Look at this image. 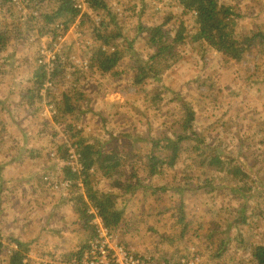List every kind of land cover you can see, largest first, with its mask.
I'll list each match as a JSON object with an SVG mask.
<instances>
[{"label":"rangeland","instance_id":"374dc122","mask_svg":"<svg viewBox=\"0 0 264 264\" xmlns=\"http://www.w3.org/2000/svg\"><path fill=\"white\" fill-rule=\"evenodd\" d=\"M222 1L232 4L241 15V38L251 31L264 32V0ZM79 2L82 12L68 31L55 24L42 34V24L35 21L57 5L55 0H0V30L7 29L11 38L4 58L0 57V264H8L10 251L17 247L10 237L28 244L26 253L33 264H64L63 255L79 249L85 241L86 231L71 199V184L63 179L62 167L67 163L62 160L60 144H73V128L82 129L83 135L91 138H103L108 146L122 147L125 143L136 149L132 155L137 158L144 144H138L141 138L162 136L176 126L181 118L179 96L194 110L196 128L227 142L251 132V128H264V53L247 51L243 59L235 60L206 43L187 40L177 46L169 61L155 64V77L135 87L130 84L134 59L154 54L146 37L138 33L140 26L159 25L171 14L174 19L165 28L174 31L180 20L191 26V16L176 0H106L115 16L116 24L111 27L120 33L118 40L136 39L131 49L134 54L127 53L114 71L102 72L91 65L85 52L99 46L92 23L100 26L104 10H95L85 0ZM17 24L18 30L13 27ZM64 50L67 56L62 59L68 69L58 85L53 87L50 80L49 88L35 89L34 69L42 64L50 77L54 71L52 59ZM72 88H76L72 92L80 98L76 106L83 113L79 117L67 115L62 124H57L51 98ZM123 134L130 140L117 139ZM259 142L255 140L252 145ZM254 147L249 146L245 154H252ZM69 152L74 160L69 163L73 164L75 147ZM254 155L259 169L255 178L263 182V146ZM180 175L179 169H168L159 176L141 177L147 186L172 188L183 180ZM192 176L202 189L187 193L185 198L192 227L185 237L178 238V226L170 213L163 212L166 199L158 204L156 198L160 196H149L150 189L145 196L139 192L128 200L120 197L126 208L123 224L117 232L105 227L100 231V244L108 247L109 253L94 252V261L80 264H148L134 259L132 253L140 252L150 259L149 253L158 245L172 250L186 247L187 253L198 250L201 254L196 262L204 264H236L230 257L217 263L212 256L209 240L203 237L212 222L234 238L230 246L233 255L239 252L245 257L251 246L264 242V198L258 192L251 191L249 198H243L231 190L216 189L214 184L206 186V174L201 170L192 172ZM97 177L98 189L118 193L105 177ZM171 193L169 190L164 195L170 198ZM171 196L178 198V193ZM229 222L237 227L232 228ZM197 231L201 237L196 236ZM167 236H175L173 245L162 241ZM90 257L87 253L86 258Z\"/></svg>","mask_w":264,"mask_h":264},{"label":"trees","instance_id":"16d2710c","mask_svg":"<svg viewBox=\"0 0 264 264\" xmlns=\"http://www.w3.org/2000/svg\"><path fill=\"white\" fill-rule=\"evenodd\" d=\"M55 1L57 5L43 13L35 21L42 24V34L50 30L48 26L55 24L63 25L65 31H68L82 12L81 6L76 0ZM85 1L97 11L104 10L100 26L95 22L92 23L93 35L98 40L96 45L99 44V46H94L85 54L90 56L91 65H97L102 72L114 71L127 53L134 54L131 49L136 38L118 40L120 33L116 29L112 30L111 27L113 23L116 24L115 16L108 9L106 0ZM176 1L177 5L187 12L186 14L189 13L193 24L189 26L184 20H180L174 31L166 29L165 27L174 19V16L170 14L159 25L140 26L138 33H142L146 37L154 54L148 58L134 59L135 64L131 66L133 75L130 79L132 86L139 87L146 84L150 78L155 77L158 73L155 64L169 61L171 55L176 52L177 46L188 43L187 40L206 43L216 51L235 60L243 59L247 51L256 50L259 54L264 53V32L261 30L251 31L241 38L239 35L241 15L232 4L222 0ZM84 13V16L89 17L86 12ZM108 17L111 19L108 20ZM13 27L17 30L19 28L18 24ZM10 41L9 31L1 29V58H4L3 53L8 48ZM124 45L125 50L123 49ZM63 55L67 56L65 50L63 54L58 53L51 61L54 71L50 77L46 66L40 64L34 69L35 89L49 88L50 80H52L53 87L58 85L59 80L68 69V65L62 59ZM0 66L2 65L0 64ZM75 90L76 88H72L60 97L51 98L53 115L57 124H62L67 115L79 117L83 113L76 106L80 98L77 93L72 92ZM177 102L181 118L175 122L176 126L163 132L159 137H140L141 140L138 144H144L140 150L141 155L137 158L132 155L136 149L133 150L125 143L122 147L108 146L103 138L97 136L91 138L83 135L82 129L71 127L75 131L72 134L75 138L73 144L71 146L67 143L60 144L62 160L67 163L62 167L63 179L65 182L68 180L71 184V199L80 222L85 228L86 239L79 244V249L63 255L66 259L64 264H80L84 260L94 261V252L101 255L95 246L97 240L98 244L103 240L102 236V239L100 238L101 229L105 227L110 231L117 232L124 221L126 208L120 203V197H128V200L139 192L145 196L150 189L149 196L153 198L160 196L156 198L158 204H163L164 198L166 199L168 204L163 208V212L170 213L173 223L178 226V238L185 237L192 231L191 217L186 209L185 198L187 193L202 189L200 185L194 183L192 178V172L196 170H201L202 174H206V186L214 184L216 189H228L243 198H249L248 195L251 191L258 192L257 194L264 198V179L261 182L255 178L258 176L257 170L259 169L254 161L257 158L254 152L258 151L259 147L263 146L264 148V128H251V132L244 133L241 137L234 136L227 142L225 138L212 136L206 129L196 128L194 124L196 116L192 107L188 106L189 101L179 96ZM70 125L72 126V123ZM123 137L130 140V137L124 134L117 139ZM255 140L260 142L257 145H252ZM138 144L137 148H140L141 145ZM132 145L135 146V144ZM72 146L75 147L77 158L76 162L70 164L69 162L74 161L70 158L69 152ZM249 146L255 147L251 150L252 154L246 155L245 151L249 149ZM168 169H179L180 177L183 180H178L172 188L163 184L147 186L143 183L142 175L159 176ZM99 174L106 178L111 187L118 189L117 194L114 191L98 189L95 182ZM169 190L172 192L171 195L178 193V198H172L171 195L170 198H167V194L165 196L164 193H168ZM97 217L100 218V221ZM241 219L245 221V216H242ZM228 225L232 228L237 227L236 223L229 222ZM227 232V229L220 228V224L212 222L207 234H203V237L209 240V250L217 263L220 262L218 260L230 257L236 264H264V242L251 246L249 254L245 257H241L239 252L233 255L230 246L234 238ZM196 236L201 237L202 235L197 231ZM174 237L167 236L162 241L173 245ZM10 240L15 242L17 247L10 251V255L6 259L7 263L33 264L26 253L28 244L13 237H10ZM0 245H3L1 239ZM166 246L168 245L166 244ZM119 247L127 249L125 245ZM105 248L110 251L108 247L105 246ZM185 248L172 250L158 245L149 253L150 259L140 252L135 251L132 254L134 259L139 258V261L143 260L148 264H204L196 262V257L201 254L198 250L187 253ZM87 253L91 255L88 259L86 258Z\"/></svg>","mask_w":264,"mask_h":264},{"label":"built area","instance_id":"2783aa9c","mask_svg":"<svg viewBox=\"0 0 264 264\" xmlns=\"http://www.w3.org/2000/svg\"><path fill=\"white\" fill-rule=\"evenodd\" d=\"M76 1L81 6L79 0H76ZM12 2H20V0H12ZM95 246H96V249L101 253V255H106V254L109 253V251L105 248V246H102L101 244H98V240L96 241Z\"/></svg>","mask_w":264,"mask_h":264}]
</instances>
